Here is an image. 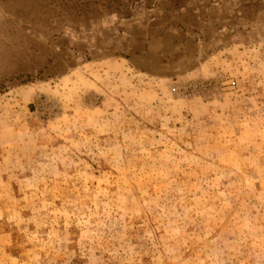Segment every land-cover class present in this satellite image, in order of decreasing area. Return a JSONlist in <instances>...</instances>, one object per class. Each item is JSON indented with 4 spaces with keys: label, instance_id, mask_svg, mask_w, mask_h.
Here are the masks:
<instances>
[{
    "label": "rangeland",
    "instance_id": "rangeland-1",
    "mask_svg": "<svg viewBox=\"0 0 264 264\" xmlns=\"http://www.w3.org/2000/svg\"><path fill=\"white\" fill-rule=\"evenodd\" d=\"M0 264H264V0H0Z\"/></svg>",
    "mask_w": 264,
    "mask_h": 264
}]
</instances>
